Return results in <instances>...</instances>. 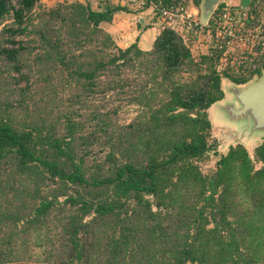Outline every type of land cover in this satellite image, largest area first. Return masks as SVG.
I'll return each instance as SVG.
<instances>
[{"label": "trees", "instance_id": "trees-1", "mask_svg": "<svg viewBox=\"0 0 264 264\" xmlns=\"http://www.w3.org/2000/svg\"><path fill=\"white\" fill-rule=\"evenodd\" d=\"M118 10L0 0V264H264V136L199 165L222 77L264 52L238 70L213 41L195 54L156 7L150 48L122 46L102 26Z\"/></svg>", "mask_w": 264, "mask_h": 264}, {"label": "built area", "instance_id": "built-area-1", "mask_svg": "<svg viewBox=\"0 0 264 264\" xmlns=\"http://www.w3.org/2000/svg\"><path fill=\"white\" fill-rule=\"evenodd\" d=\"M138 1L152 6L153 9L156 7L164 19H178V26L189 34L192 43L206 30L211 40L222 47L221 59H228L236 70L255 68L254 56L264 52V12L253 14L248 7L232 8L225 5L216 12L214 10L209 20L205 22L201 21L196 12L182 0H174L167 4H160L155 0Z\"/></svg>", "mask_w": 264, "mask_h": 264}, {"label": "crops", "instance_id": "crops-1", "mask_svg": "<svg viewBox=\"0 0 264 264\" xmlns=\"http://www.w3.org/2000/svg\"><path fill=\"white\" fill-rule=\"evenodd\" d=\"M89 1L96 8H101L104 4L108 2L112 4L126 5L127 10H118L114 13L112 21L108 22L107 27L109 31H111L112 34L114 33L117 36L121 35L120 40L122 41V44H119L122 46H126L130 42L134 41L137 37V43L141 48H150L155 35L160 29V22L159 20H156L154 18L155 14L152 6H139L135 2L134 4L129 0ZM223 2L227 6H232V8H249L250 5L254 4L256 6V13L264 12V9H262L264 7V0H224ZM236 2L237 6L235 5ZM189 7L196 12L198 18L201 21H206L208 19L207 17L202 16L200 3L197 6L192 2V5ZM120 27L123 29L122 31H120ZM178 29L181 32L186 33V31L182 27L178 26ZM210 41L212 40L207 32H203L202 34H200L196 39V45H194L196 49H198V51L196 50L197 53L199 54L206 52L208 50Z\"/></svg>", "mask_w": 264, "mask_h": 264}, {"label": "rangeland", "instance_id": "rangeland-1", "mask_svg": "<svg viewBox=\"0 0 264 264\" xmlns=\"http://www.w3.org/2000/svg\"><path fill=\"white\" fill-rule=\"evenodd\" d=\"M11 1H12V3H15V4L17 2V0H11ZM39 1L45 5H52L59 0H39ZM192 1L193 0H187V2H184V3H186L187 5L189 4V6H191ZM134 2L139 6L141 4L140 2L138 3L136 1H133V3ZM235 5L237 6V2ZM229 7H232V6H229ZM262 9H264V7ZM250 23L251 22H249V24ZM102 26H104L107 30H109L107 27L108 26L107 22H103ZM122 30L123 29L120 27V31H122ZM112 35H113V37H115V40L118 43L122 44V41L120 40L121 35L117 36L114 33ZM194 45H196V41L192 43L191 47L193 48L194 53L198 54L197 53L198 49H196V47ZM231 66L233 67V65H231ZM255 78H256V76H254L251 80H253ZM236 84H238L237 86H243L246 84V82L236 83ZM236 84H235V82L231 81L227 77H222L221 85H222V88L224 90V97L222 99H220V101H217L216 103H213L208 107V116H209V119L211 121V126H212L211 136L216 138V140H217V143H218L217 152H218V154H215L211 151L209 153L208 157L199 161V165H200L202 171H204V172L209 171L210 169H212L214 167L215 160L218 157L219 153L222 151H225L228 144L233 143V142H237V141L242 142L248 148L249 153L251 155H253L255 145H257V143H259L261 141V138L263 137L257 132L250 134L247 127L244 124H239L236 121L230 120L227 110L223 111V110L218 108V107H221L225 101L232 100V98H233L232 86H234ZM129 107L130 108H127V109H125V111H123V113H122L123 119H128L135 112L132 106H129ZM259 164H260V162L256 163V165H259Z\"/></svg>", "mask_w": 264, "mask_h": 264}, {"label": "water", "instance_id": "water-1", "mask_svg": "<svg viewBox=\"0 0 264 264\" xmlns=\"http://www.w3.org/2000/svg\"><path fill=\"white\" fill-rule=\"evenodd\" d=\"M223 1L200 0L202 15L209 19L215 8ZM237 85L232 86V100L225 101L218 108L227 110L230 120L244 124L250 134L257 132L264 136V66L255 79L248 80L243 86Z\"/></svg>", "mask_w": 264, "mask_h": 264}]
</instances>
